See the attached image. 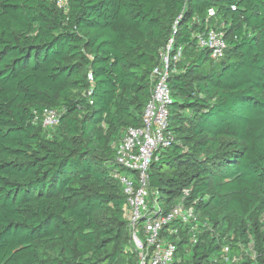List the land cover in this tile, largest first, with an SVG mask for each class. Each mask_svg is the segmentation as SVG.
I'll return each instance as SVG.
<instances>
[{"label":"trees","instance_id":"16d2710c","mask_svg":"<svg viewBox=\"0 0 264 264\" xmlns=\"http://www.w3.org/2000/svg\"><path fill=\"white\" fill-rule=\"evenodd\" d=\"M171 39L149 190L168 211L187 189L208 225L167 238L173 264H264V0H0V264H135L115 149ZM47 109L53 129L34 121Z\"/></svg>","mask_w":264,"mask_h":264},{"label":"built area","instance_id":"2783aa9c","mask_svg":"<svg viewBox=\"0 0 264 264\" xmlns=\"http://www.w3.org/2000/svg\"><path fill=\"white\" fill-rule=\"evenodd\" d=\"M54 1L59 9H67V0ZM213 15L214 11L210 10L208 16ZM172 42L169 40L158 67L154 69V85L143 110L141 125L128 128L115 149V164L123 172L115 171L113 177L119 181L126 198L123 215L129 241L124 254L134 256L135 264H173L176 245L167 238L173 236L179 240L178 233L183 226L189 227L192 233L200 232L199 227L208 228L207 223L198 220L193 206L186 204L187 189L182 190L168 211L157 208L155 196L149 190L148 170L155 152L168 147L172 141L167 132V107L172 100L167 79L181 58L180 49L170 53ZM199 46L207 48L210 58L217 61L224 54V35L221 31L209 29L199 37ZM88 80L92 81L90 74ZM34 121H40L44 129H53L58 124V116L55 111L47 109ZM223 252L226 253L227 249L224 248Z\"/></svg>","mask_w":264,"mask_h":264},{"label":"rangeland","instance_id":"374dc122","mask_svg":"<svg viewBox=\"0 0 264 264\" xmlns=\"http://www.w3.org/2000/svg\"><path fill=\"white\" fill-rule=\"evenodd\" d=\"M186 258H188V257H186Z\"/></svg>","mask_w":264,"mask_h":264}]
</instances>
